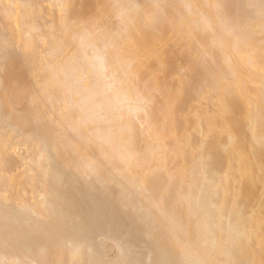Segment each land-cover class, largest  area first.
<instances>
[{
    "label": "bare ground",
    "instance_id": "obj_1",
    "mask_svg": "<svg viewBox=\"0 0 264 264\" xmlns=\"http://www.w3.org/2000/svg\"><path fill=\"white\" fill-rule=\"evenodd\" d=\"M47 1L45 14L38 7L43 0H12L38 5L26 27L17 10L0 0V228L5 217L20 226L44 212L46 220L54 219L52 201L29 202L23 185L35 176L59 178L54 164L76 166L100 183L129 187L139 207L156 210L154 239L176 259L264 264V123L251 102L264 84V0H159L133 23L122 15L135 13L137 1L126 8L124 0ZM105 18L108 31L98 34L101 26L94 22ZM46 36L52 40L42 49L38 44ZM221 79L235 83L236 94L220 86ZM211 92L225 112L206 122L188 103ZM168 97L173 113L164 121ZM5 104L12 109L6 112ZM180 112H190V126L199 129L185 138L195 155H181L173 164L167 154L173 138L182 136ZM5 117L15 145L1 132ZM154 131L159 141L147 152ZM202 131L204 141L198 139ZM22 147L34 156L24 170L10 173L8 155ZM83 154L88 158L80 161ZM204 167L209 169L197 182L193 174ZM236 167L240 185L231 201L216 183L224 178L232 186L229 171ZM192 190L200 191L197 200L180 198ZM250 208L256 219L235 224ZM8 228L21 232L18 225ZM95 230L89 225L85 233ZM61 238L64 249L26 232L21 246L28 252L0 247V264H59L63 252L81 259L83 248ZM114 242L122 251L123 241ZM159 264H170L167 253Z\"/></svg>",
    "mask_w": 264,
    "mask_h": 264
},
{
    "label": "rangeland",
    "instance_id": "obj_2",
    "mask_svg": "<svg viewBox=\"0 0 264 264\" xmlns=\"http://www.w3.org/2000/svg\"><path fill=\"white\" fill-rule=\"evenodd\" d=\"M7 1L10 8L14 9V11L17 10V13L20 14L19 19L23 22V25L28 27L33 22L32 9L38 5L26 7L21 4L16 6L12 3V0ZM32 1L39 2L42 0ZM132 1H137L138 10L135 13H124L122 20L125 22L133 23L140 13L149 9L154 5V2L156 4L159 0H124V7H130ZM38 7L42 9L43 13L47 14L49 9L48 1L43 0L41 6ZM106 18L94 22V24L101 26L98 34L108 31V20ZM51 40V36H46L43 41L39 42L38 46L42 49L48 48V43ZM95 74L96 69L91 76L94 77ZM219 83L229 94H236L237 85L235 83L230 82L228 79H221ZM251 102L258 107L256 112L259 114L260 121L264 123V84L258 93L251 94ZM188 106L190 110H196L198 107V113L204 117L206 122H211L215 115H223L225 112L224 106L213 92L206 93L195 101L191 100V103L189 101ZM5 107L6 112L12 109L9 104H5ZM91 113H87L89 117L93 116ZM172 113L171 99L168 97L166 106L161 111V116L164 121H167L171 118ZM190 117V112H180L179 114V128L182 131V136L173 138L167 154L169 159L174 161L173 164L176 163L177 158L181 155L189 158L195 155V149L188 148L185 142L188 137L194 136L199 129L197 124L191 123L190 126ZM4 119L1 132L6 136L9 134L11 144L15 145L18 139L12 134V124L9 123V120H6V117ZM222 120L224 121L222 122V127H224L226 124L223 116ZM170 135L175 136L176 134L172 132ZM205 135L206 131H202L201 135L197 136L199 140L204 141ZM159 137V133L155 131L150 135L147 152L157 145ZM228 150L232 157L237 155L234 145H229ZM33 153V150L24 147L18 151L10 152L8 155L11 157L10 173L15 174L24 170L33 158ZM87 158L88 156L83 154L80 157V161H85ZM235 164L237 165V161H235ZM54 165V168L59 172V178L35 176L26 180L23 185L25 198L29 202L36 200L47 205L52 201L49 213L54 216V219L46 220L47 213L44 212L42 217H36L35 215L25 217L26 224L20 226L18 222L10 223L7 217L3 218L1 223L4 228H0V247L12 245L16 249L28 252L26 248L21 246L22 237L28 232L35 234L36 239L41 240L45 246L64 249L66 246L61 241V236H64L69 244L83 248L81 259L74 258L72 253L63 252L59 264H129V260H141L143 258L146 259L144 264H159V260L164 253L169 256L170 264H185V262L186 264H202L193 258H188L185 262H182L161 247V240H155L153 236L156 210L148 211L146 208L139 207L138 196L133 194L132 189L116 182L100 183L88 171L83 172L76 166H74V170H69L64 166ZM208 169L205 167L199 169L193 174V178L199 182ZM81 172L84 173L82 174L83 177L78 176V173L80 175ZM229 172L235 181L234 184L229 186L224 178H220L216 185L232 201V199L236 198L240 185L238 167L231 169ZM199 195V190H192L187 194L181 193L180 198L185 197L188 202L192 203L198 199ZM12 217L14 218V216ZM256 217V212L250 208L243 213L235 224L244 226L246 219H256ZM10 225H18L21 232L9 229ZM89 225L92 228H98V231L85 233ZM229 228H232V226ZM115 239L123 241L122 251H119L114 242ZM200 240L206 245L211 242L207 235H203ZM89 246L92 248L89 249ZM257 250L260 251L258 247ZM43 253L48 256L49 250L44 249ZM148 253H151L149 260L147 257ZM24 264L30 263L25 261ZM140 264H143V262L141 261Z\"/></svg>",
    "mask_w": 264,
    "mask_h": 264
}]
</instances>
